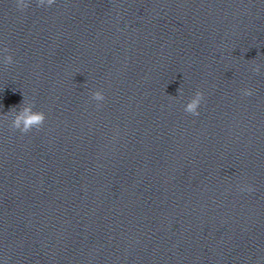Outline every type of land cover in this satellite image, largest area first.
<instances>
[{"label": "clouds", "instance_id": "9594fccd", "mask_svg": "<svg viewBox=\"0 0 264 264\" xmlns=\"http://www.w3.org/2000/svg\"><path fill=\"white\" fill-rule=\"evenodd\" d=\"M31 0H15V6L18 11L24 12L30 6ZM56 2V0H36L37 6L43 7L45 5L51 6ZM0 54H2V62L5 66L12 65L14 57L11 54V50L5 46L0 49ZM261 65L255 64L252 68L253 73L259 74ZM181 90L179 89L178 92ZM243 96L253 95V90L251 88H244L241 90ZM91 99L97 102H102L105 99L104 93L100 90L94 91L92 93ZM204 101V93L197 90L195 94L190 98L184 107V111L190 115L198 116L199 107ZM99 107L100 104L98 103ZM4 119L11 121L9 127L16 131L18 130L22 135L28 134L33 129L39 131L46 121V114L43 111L34 110L33 102L27 100L23 96V102L17 107H12L7 113H4ZM251 191V189H249Z\"/></svg>", "mask_w": 264, "mask_h": 264}]
</instances>
